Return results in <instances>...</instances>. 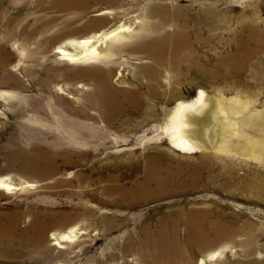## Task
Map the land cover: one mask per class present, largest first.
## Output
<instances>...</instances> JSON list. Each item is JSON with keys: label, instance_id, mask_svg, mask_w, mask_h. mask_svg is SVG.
<instances>
[{"label": "rangeland", "instance_id": "rangeland-1", "mask_svg": "<svg viewBox=\"0 0 264 264\" xmlns=\"http://www.w3.org/2000/svg\"><path fill=\"white\" fill-rule=\"evenodd\" d=\"M161 6L165 21L149 12ZM105 9L112 13L98 15ZM138 18L149 37L183 28L199 42L161 62L133 46L106 63L72 64L53 52L70 38L134 27ZM22 27L29 34L20 56L16 41L2 36ZM0 33L8 52L0 66V178L18 184L0 190V264L125 263L131 233L176 216L182 238L186 219L209 228L186 250L187 264H264V0H0ZM147 64L156 76L148 81L136 76ZM108 70L113 97L129 91L138 102L107 117L92 99ZM198 89L205 105L189 133L203 146L181 153L170 147L164 122L176 101ZM234 111L250 118L240 128L251 142L241 139L237 151L223 145ZM145 166L163 178L159 190L154 183L137 189ZM75 227L64 247L53 244L56 233Z\"/></svg>", "mask_w": 264, "mask_h": 264}, {"label": "bare ground", "instance_id": "bare-ground-1", "mask_svg": "<svg viewBox=\"0 0 264 264\" xmlns=\"http://www.w3.org/2000/svg\"><path fill=\"white\" fill-rule=\"evenodd\" d=\"M59 4L63 7L66 3L60 1ZM154 11L155 13L160 15V20H166L167 9L164 6L158 8H149L150 13ZM109 13H112V11L105 9L99 12L98 15ZM134 23H136L134 27H132L131 24H119L108 29L100 30L98 32L93 31L94 33L80 38L67 39L65 42H63L62 45L55 47L53 52L56 54L57 59L72 64L91 62L106 63L113 62L122 51L133 46V49H135L134 47H136L138 51L143 52L146 56H152L156 61L161 62L163 61V58L166 57L167 53L168 55H180L182 54L181 51L183 47L192 46L199 42L198 37L194 40H191L185 29L183 28L164 33H162V31H156L152 34V36L149 37L150 31L147 27V21H145L143 18H138ZM28 34L29 32L25 29V27L14 30L7 29L5 34L2 36V39H6L8 41H16L11 44L12 48H14V50H16V52L19 53L20 56H22L25 53V41ZM15 36H17L18 38H15ZM249 42L250 38L245 39L243 44H247ZM240 47L241 46H239V48ZM235 53L236 54L233 55V58L235 60V65L238 66L239 63H241V56L243 55V53L241 52V48L238 49L237 52L235 51ZM7 56V50L0 48V66L3 65ZM196 56L197 52L194 51L192 57L195 58ZM122 60L124 59L122 58ZM122 65L126 68L129 67L124 63ZM194 65H197V63H194ZM22 66L23 63L21 62V60H19L13 66L12 71H15L16 68H21ZM177 67H179V64L177 65ZM109 73V70L105 71V74H103V76L100 78L99 84L97 85V87H95L92 99L94 105H99L104 108V112L107 117L108 115H114V113L118 114L123 112L124 104H126V102H128V105L132 107L136 106V103L138 102L136 100L137 96L129 91H121L124 96L122 100L114 98L112 95L113 89L110 86ZM117 74L119 75L118 77L123 76V73L120 71H118ZM136 76L143 77L147 81L150 78L155 79V68L148 64L140 66L138 68V73L136 74ZM119 81L122 82V79H119ZM146 90L148 94H154L155 92L149 85ZM205 99L206 98L204 91L202 89H198L195 97L190 100H178L170 109L164 122L163 131L168 139L170 147L177 150L178 152L193 153L198 151L199 148L203 146L190 135L189 131L191 127L195 126L192 121V117L201 107L205 105ZM220 110L221 112H224L221 107ZM240 114V111L233 112V115L229 118V124L227 123L228 130L224 129L223 132V142H225L223 145L229 150L237 151L238 147L243 142L241 139H244V141L251 140L250 134L241 131L240 128L241 124L244 125L246 120H248L249 122L250 118L249 116L245 118V116H242ZM235 136H239L240 139L235 138ZM252 136L254 137V135ZM143 171L144 178L142 181L137 183V189L142 191L149 190L150 184L154 183L156 190H159L164 181L163 178H161L157 173V169L153 170L152 167L145 166ZM16 187H18V184L14 183L10 178H0V190L11 191L13 189H16ZM127 190L128 189H124L123 192H127ZM129 193L130 192L128 191L126 194ZM179 221L180 219L178 216L167 218L164 217L157 223V225H147L143 227V229L141 230L142 232H140V236L131 233L132 235H130L129 237V243L127 242L125 245L127 250L130 252V258H124L125 263L120 264H176L178 261H182L187 264L189 262V258L184 255L186 253V250H188L197 240L199 243V240L207 235L209 228L204 223L195 222L192 219H186L184 222L185 232L182 238L179 232L181 231L179 227ZM77 233H79V228L76 227L70 228L69 231L66 232L58 234L56 233V236L54 237L55 242L53 244L59 248H62L64 247V243L70 242L72 238L77 235ZM40 236L41 238H43L44 232H41ZM109 257H114V254H110ZM213 257L214 254H209L207 257L201 258L200 263L212 260ZM97 264L104 263L100 262ZM107 264L119 263L111 261Z\"/></svg>", "mask_w": 264, "mask_h": 264}, {"label": "water", "instance_id": "water-1", "mask_svg": "<svg viewBox=\"0 0 264 264\" xmlns=\"http://www.w3.org/2000/svg\"><path fill=\"white\" fill-rule=\"evenodd\" d=\"M209 146H211V145H210L209 143H207V144H206V147H209Z\"/></svg>", "mask_w": 264, "mask_h": 264}]
</instances>
